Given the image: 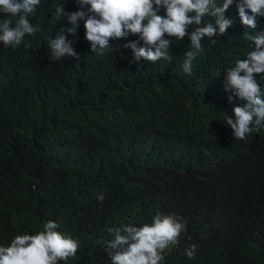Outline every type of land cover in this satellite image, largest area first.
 I'll return each mask as SVG.
<instances>
[{
    "label": "trees",
    "instance_id": "1",
    "mask_svg": "<svg viewBox=\"0 0 264 264\" xmlns=\"http://www.w3.org/2000/svg\"><path fill=\"white\" fill-rule=\"evenodd\" d=\"M59 4L80 7L41 0L28 17L40 30L16 47L0 42V246L51 220L79 242L76 256L57 264H112L108 229L151 224L162 213L186 225L163 264H264V127L247 142L234 139L225 117L238 101L224 89L264 17L245 28L233 0L225 12L232 26L202 38L189 75L188 36L172 38L171 62H135L124 45L137 36L110 40L96 55L83 21L65 33L80 59H51L46 37L71 26L55 20ZM256 79L264 99V73Z\"/></svg>",
    "mask_w": 264,
    "mask_h": 264
},
{
    "label": "clouds",
    "instance_id": "2",
    "mask_svg": "<svg viewBox=\"0 0 264 264\" xmlns=\"http://www.w3.org/2000/svg\"><path fill=\"white\" fill-rule=\"evenodd\" d=\"M40 2L0 0V13L5 17H18L14 23L9 18L0 19V42L16 47L25 35L39 31V26L33 25L28 17L35 15ZM76 3L80 6L76 11H65L63 4L56 6L55 20L66 17L71 26L61 27L54 38L46 37L53 60L59 61L65 56L80 59L73 41L68 40L65 33L75 35L79 21H83L85 39L96 55L104 54L110 40L137 36L124 45L132 50L135 62L141 58L153 63L160 59L171 62L172 38L182 41L188 36L191 50L184 53L186 59L182 68L191 75L192 61L203 50L202 38L223 36L233 23L225 17L233 0H223L222 6H218L216 0H76ZM237 8L245 28L256 29L259 19L264 17V0H238ZM161 9L163 15L159 14ZM205 16L214 18L215 23L205 22ZM193 25L196 27L189 32ZM249 39L253 47L246 58L237 60L224 76L225 91L231 92L238 101L232 105V114L226 116L225 121L232 129L233 138L245 142L250 133L264 127V99L256 79L257 74L264 73V29ZM211 43L215 44V40ZM97 199L103 201V194ZM185 227L182 217L158 213L152 217L151 224L109 228L113 238L107 241L105 249L112 264H163L165 250L178 242ZM57 228L58 224L49 220L42 231L16 235L9 245L0 246V264H57L75 257L79 242L56 231ZM195 251L196 245H192L186 249V255L192 258Z\"/></svg>",
    "mask_w": 264,
    "mask_h": 264
}]
</instances>
